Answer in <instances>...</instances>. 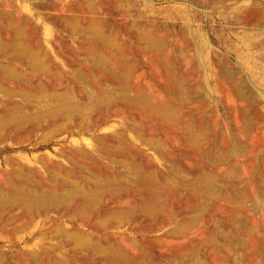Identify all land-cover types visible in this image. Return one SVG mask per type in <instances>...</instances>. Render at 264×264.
Wrapping results in <instances>:
<instances>
[{"label":"bare ground","instance_id":"6f19581e","mask_svg":"<svg viewBox=\"0 0 264 264\" xmlns=\"http://www.w3.org/2000/svg\"><path fill=\"white\" fill-rule=\"evenodd\" d=\"M172 1L203 13L232 9L237 21L251 19L258 7ZM176 5L147 10L137 0H78L51 5L56 14L40 16V23L26 15L25 3L0 0V143L81 137L0 168V264H226L234 252L227 243L246 251L245 264L264 263V236L251 229L245 245L248 223L236 218L253 212L264 229V140L252 136L245 108L237 111V135L214 123L199 87V50L210 67L214 60L218 85L242 102L254 95L230 64L213 58L190 24L191 11ZM160 16L183 26H164ZM48 23L75 43L58 37L50 52ZM129 51L139 69L126 62ZM125 225L132 237L109 233ZM158 231L163 237L148 239Z\"/></svg>","mask_w":264,"mask_h":264},{"label":"rangeland","instance_id":"374dc122","mask_svg":"<svg viewBox=\"0 0 264 264\" xmlns=\"http://www.w3.org/2000/svg\"><path fill=\"white\" fill-rule=\"evenodd\" d=\"M18 1L20 4L25 3L27 5L26 15L36 20H38L40 16L46 15L47 13H51L52 15H55L56 11L54 12L51 5H56L57 7L58 6L64 7V6L75 4L78 2V0H68V2L64 0H18ZM137 2L139 3V6L142 9H147V10H151V9L158 10L162 7L176 5V3L173 2L172 0L170 1L169 0H137ZM234 2L236 1H229L228 3L231 7H232V4L233 5L236 4L237 6H239V8H242V9H245L248 7L250 8L252 5L255 4L256 6L259 7L255 9V12L256 11L258 12L259 10L264 11V7H263L264 5L262 4L263 3L262 0H240V2L238 3H234ZM176 6L182 7V5H176ZM38 7H41V9H43V11L39 9V12H40L39 16L36 14V9H38ZM182 8L186 11H189V12L191 11L190 13L192 15V21L190 22V24L194 30L199 31L200 34L205 36L207 43L210 44L213 50L212 51L213 58H216V60H220V61L223 60L222 62L225 61L224 63L227 65L230 64L229 65L230 68L231 69L233 68V70L238 72V76L242 80L244 81L247 80V91L250 94L254 95L252 96L253 98L252 101L242 102V101H239L234 96L233 93H231L232 91L231 89H229L228 85H226L225 83L220 84L222 85V87L218 85L220 81L218 80L216 71L212 68L214 66L212 65L214 64L213 63L214 60L212 61V64L210 67V65L207 64V62L205 63L203 61L202 57L204 56V53H205L204 50L203 49L199 50L198 58L200 60L196 62L197 64L198 63L200 64V66H198V70H199L198 76L201 77L199 81V87L201 90L205 92V99L207 100L208 107H209L208 111L212 112L214 123L218 124L220 126V129L224 133L230 134L232 136L237 135L238 134L237 124L242 125V121L238 119L237 111L242 110V108H245L249 111V119L246 121V124H248L249 126H252V136L254 135L258 136L257 139H259V137L262 135L261 137L264 140V28H263L264 22L260 19L259 15H257V12H256V15L252 14V16L253 15L255 16L253 17L251 16L252 17L251 19H247L250 16L248 14L247 15L248 17L246 18L243 17V19L237 21L234 19L235 11L232 9H226L219 13L218 11H213L211 9H208L207 13H203L202 9L196 7L195 5H188V7L187 5H183ZM102 17L105 18V20L107 21L106 27L113 31V29L115 28L112 25V23H110L112 22V20H110L109 17H107V15L104 13L102 14ZM157 20L160 24L167 26L169 28L171 27L179 28L183 26L182 24L178 23L174 27L173 26L174 22L172 21L169 22L163 19L162 16L158 17ZM248 20H251L249 21L251 22L250 24L247 23ZM257 20L259 22H257ZM38 21L40 22L41 20H38ZM232 22L235 24H233ZM246 24H249V25L247 26ZM45 28L46 30H48L47 34L48 35L50 34L49 35L50 37L49 36L46 37L49 43L44 39L46 41L45 42L46 48L50 52H54L56 50L58 43H54L53 41L54 39L58 37L61 39H65L66 44H69L70 46H72V44L75 43L74 41L69 39L66 33L59 32V29L56 25L48 23L45 26ZM119 39L124 44H128L129 42L127 41L128 39L122 35L119 36ZM195 47H196V53H197L198 51L197 46ZM233 48H236L238 50L237 52L238 54L232 50ZM191 49L192 50L190 51L189 54L193 55L195 51V48L193 47V45ZM129 52L131 53V55H128V57L126 58L127 60L126 62L128 63L130 62L131 64L134 61L133 63H135L136 68L139 69L138 68L139 62H140L139 58L136 56V54L133 51L132 52L129 51ZM244 60H247V64L243 62ZM181 71L186 72L187 66H183L181 68ZM220 87H221V90H220ZM193 106L194 105H192V107ZM110 124H114L116 128H120L119 122L112 121ZM258 131L260 133H258ZM101 134L103 135L105 133H101ZM74 138L79 139L81 137L75 134H72V133H66L63 136L58 137L57 139L51 140L49 142H41L38 145H35L36 139H32L33 141L29 140L25 142L18 141L16 143H13V142L0 143V168H3L5 170L10 169L6 163L7 159H11V158L13 159V158L19 157L20 163H26V161L23 160V157L29 156L30 158H34L35 155L42 156V155L48 154L49 152H54L55 147L61 148L62 145L69 144V142L73 140ZM238 139L244 142L240 135H238ZM141 149L144 152H146V154H149V155L152 154L149 151H147L145 148L141 147ZM262 150H264V146L262 147ZM240 160H243V159L240 158ZM239 163H243V162L239 161ZM248 179L249 178L247 174V179L244 180L241 186L245 190H247L250 185V179L249 180ZM251 205L252 203L249 202L248 206H251ZM107 207L112 208V206L110 207L107 206ZM257 215L258 214L250 212L248 213L247 216H244V218H242V216L240 215L236 216L237 219L239 220L241 219L243 221L246 220L248 223V226L246 227L245 231L243 230V233H242V235L244 234L243 242L245 245H248L251 241V235H250L251 229H254V231L260 237L264 236L263 227H260L256 224V222H260V219H259L260 217ZM54 219H55L54 216H50L47 220H54ZM74 226L78 227V225L76 224H74ZM127 228H128V225H125L120 230V232L110 231L109 233L114 236H120V235L127 236L128 235L127 237H129L130 235V237H132L133 235L126 232ZM200 230L197 229L196 232ZM225 232L232 239L233 233L229 231L228 226L225 229ZM163 234H165V231H161V232L158 231V232L151 233V235H148L147 237L148 239H153V237L159 238V237H163ZM232 244L233 243L226 244L228 248L234 251L232 253L233 259H231V261L227 260L226 264H245L247 262L245 260L246 254H247L246 251L235 250L233 249ZM1 245H6L13 249L20 248L22 246L21 243L10 244L4 241H1ZM156 255H158V253H156ZM243 260L246 262H244Z\"/></svg>","mask_w":264,"mask_h":264}]
</instances>
